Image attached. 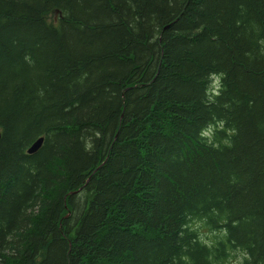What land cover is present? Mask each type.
I'll use <instances>...</instances> for the list:
<instances>
[{"label":"trees","instance_id":"1","mask_svg":"<svg viewBox=\"0 0 264 264\" xmlns=\"http://www.w3.org/2000/svg\"><path fill=\"white\" fill-rule=\"evenodd\" d=\"M0 133V264H264V0H0Z\"/></svg>","mask_w":264,"mask_h":264},{"label":"water","instance_id":"2","mask_svg":"<svg viewBox=\"0 0 264 264\" xmlns=\"http://www.w3.org/2000/svg\"><path fill=\"white\" fill-rule=\"evenodd\" d=\"M0 138H1V133H0ZM44 139L39 138L36 141H34L31 146L26 150V155L31 156L36 154L40 148L42 147Z\"/></svg>","mask_w":264,"mask_h":264},{"label":"clouds","instance_id":"3","mask_svg":"<svg viewBox=\"0 0 264 264\" xmlns=\"http://www.w3.org/2000/svg\"><path fill=\"white\" fill-rule=\"evenodd\" d=\"M214 79H216V78L214 77ZM211 131H212V130H211V127H209L208 130H206V131H202L200 135H201L202 137H209V136L211 135ZM212 146H213V147H216L215 144H213ZM244 259H247V254L244 253V252H238V258H237L236 264H241V262H242Z\"/></svg>","mask_w":264,"mask_h":264},{"label":"rangeland","instance_id":"4","mask_svg":"<svg viewBox=\"0 0 264 264\" xmlns=\"http://www.w3.org/2000/svg\"><path fill=\"white\" fill-rule=\"evenodd\" d=\"M234 256H235V259H233V260H236L238 258V254L237 255H234Z\"/></svg>","mask_w":264,"mask_h":264}]
</instances>
